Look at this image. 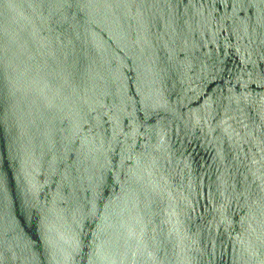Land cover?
I'll return each instance as SVG.
<instances>
[{
    "label": "water",
    "instance_id": "water-1",
    "mask_svg": "<svg viewBox=\"0 0 264 264\" xmlns=\"http://www.w3.org/2000/svg\"><path fill=\"white\" fill-rule=\"evenodd\" d=\"M0 264H264V0H0Z\"/></svg>",
    "mask_w": 264,
    "mask_h": 264
}]
</instances>
